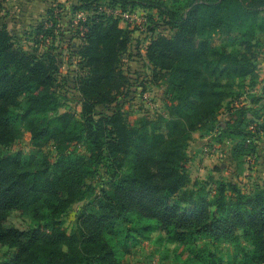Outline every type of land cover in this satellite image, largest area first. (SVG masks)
<instances>
[{
  "label": "trees",
  "instance_id": "obj_1",
  "mask_svg": "<svg viewBox=\"0 0 264 264\" xmlns=\"http://www.w3.org/2000/svg\"><path fill=\"white\" fill-rule=\"evenodd\" d=\"M74 9L81 13L75 54L84 69L75 80L78 114L57 112L58 54L20 47L0 23V264H119L109 237L121 236L128 251L153 226L181 246V264H207L186 247L199 238L238 244L240 237L251 248L236 264H264V186L243 192L218 181L209 197L186 167L188 142L200 128L238 138L234 159L252 150L251 131L264 133V122L230 106L239 88L258 82L253 58L264 45V0H76ZM137 9L155 10L174 33L152 36L144 49L151 81L166 85L164 112L128 123L118 97L132 85L121 67L131 37L119 20ZM47 14L38 33L49 36L55 19L52 9ZM220 28L238 30L235 47H210ZM253 96L264 113V86ZM222 109L228 116L218 121ZM23 130L33 149L8 151ZM74 143L87 151L75 152ZM103 165L115 178L65 226L62 217L87 197ZM14 211L38 224L15 226L8 218ZM123 223L135 227L122 234Z\"/></svg>",
  "mask_w": 264,
  "mask_h": 264
},
{
  "label": "rangeland",
  "instance_id": "obj_2",
  "mask_svg": "<svg viewBox=\"0 0 264 264\" xmlns=\"http://www.w3.org/2000/svg\"><path fill=\"white\" fill-rule=\"evenodd\" d=\"M164 1L171 4L175 0ZM179 1L184 3L186 0ZM0 5V23L7 25L14 41L20 47L28 50L36 47L38 51L50 50L58 54L60 72L56 93L60 107L57 112L70 110L78 114L81 97L75 87V80L82 75L84 69L75 54L80 43L79 37L75 35L78 34V21L81 19V13L74 9L76 0H0ZM103 7L108 9V6ZM49 9H52L55 21L52 19L48 22L54 25L51 28L52 33L46 36L45 33L39 34L38 29L39 24L47 19ZM119 26L128 29L131 37L130 52L128 56L122 58L121 67L132 85L123 90L118 97L121 110L128 123H134L141 117L155 119L164 112L166 85L161 80L151 81L152 72L145 58L144 49L152 36L159 34L170 36L174 32L162 23L155 10L137 9L132 14H121ZM234 36H238L237 29L227 31L220 28L211 34L210 47L216 49L235 47ZM263 46L258 47L256 57L253 58L257 84L252 88H239L241 96L230 100L233 110L242 106L246 111V118L258 122H264V113L261 114L260 106L253 104L251 100L264 86ZM227 116L226 109H222L217 120L223 121ZM251 133L253 136L249 137L248 141L252 150L236 159L231 157V148L238 138L230 137L228 133L219 135L208 128H200L192 133L186 148L189 157L186 167L192 180L197 179L205 183L209 197L215 193L218 181L234 182L243 192L264 186V133L254 130ZM32 149L30 135L23 130L21 139L8 151L20 150L27 153ZM71 149L77 153L87 151L83 143H74ZM112 177L115 178L112 176L111 168L106 165L96 169L88 183L90 193L83 200L76 202L62 217L65 226L73 224L81 206L90 203L92 196L99 193L101 188H107ZM8 218L20 228L38 224L18 211L11 212ZM130 226L135 227V224H121L122 234ZM159 235L160 232L154 226L151 227L146 237H140L128 251L121 247L120 241L123 239L121 236L118 237L121 240L109 237L108 242L119 264H181L177 259L181 246L168 242ZM186 247L194 255H200V258L205 256L207 264H236L241 257V250H250L251 243L243 237L239 238L238 244L199 238Z\"/></svg>",
  "mask_w": 264,
  "mask_h": 264
}]
</instances>
